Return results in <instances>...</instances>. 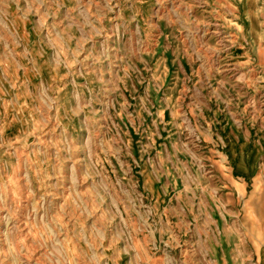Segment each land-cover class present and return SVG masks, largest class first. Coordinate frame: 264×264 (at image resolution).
Here are the masks:
<instances>
[{"label":"rangeland","instance_id":"obj_1","mask_svg":"<svg viewBox=\"0 0 264 264\" xmlns=\"http://www.w3.org/2000/svg\"><path fill=\"white\" fill-rule=\"evenodd\" d=\"M260 220L264 0H0V264H264Z\"/></svg>","mask_w":264,"mask_h":264},{"label":"bare ground","instance_id":"obj_2","mask_svg":"<svg viewBox=\"0 0 264 264\" xmlns=\"http://www.w3.org/2000/svg\"><path fill=\"white\" fill-rule=\"evenodd\" d=\"M260 176V175H259ZM261 178V177H260ZM262 187V186H261ZM259 190H260V188H258ZM254 193V192H253ZM234 194V193H233ZM256 194H257V192H256ZM258 197V196H257ZM256 198V197H255ZM246 199V198H245ZM253 199V198H252ZM261 199V198H260ZM247 200V199H246ZM254 200V199H253ZM257 200V199H256ZM234 201V200H233ZM243 201V200H242ZM252 202V201H251ZM262 202V201H261ZM260 204V203H259ZM237 208V207H236ZM252 209V208H251ZM259 209L260 210H262L263 211V207H262V205H260V207H259ZM252 214V213H251ZM259 216V215H258ZM263 217V216H262ZM248 222V221H247ZM256 225V227H257V229L258 230H264V221H258V223H256L255 224ZM245 231V230H244ZM238 235V234H237ZM236 235V236H237ZM264 236V235H263ZM220 245V244H219ZM234 246V245H233ZM230 247H232V246H230ZM263 249V248H262ZM213 252V251H212ZM211 252V253H212ZM220 254V253H219ZM214 256V255H213ZM224 256V255H223ZM152 258V257H151ZM215 261H216V259H215ZM264 261V260H263ZM148 262V261H147Z\"/></svg>","mask_w":264,"mask_h":264}]
</instances>
